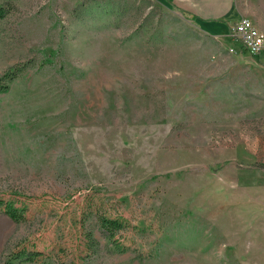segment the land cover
I'll list each match as a JSON object with an SVG mask.
<instances>
[{"label": "rangeland", "instance_id": "374dc122", "mask_svg": "<svg viewBox=\"0 0 264 264\" xmlns=\"http://www.w3.org/2000/svg\"><path fill=\"white\" fill-rule=\"evenodd\" d=\"M1 1L0 74L30 65L0 94V202L25 208L0 205V264H264V49L171 0Z\"/></svg>", "mask_w": 264, "mask_h": 264}, {"label": "trees", "instance_id": "16d2710c", "mask_svg": "<svg viewBox=\"0 0 264 264\" xmlns=\"http://www.w3.org/2000/svg\"><path fill=\"white\" fill-rule=\"evenodd\" d=\"M12 10V5L9 3H4L0 0V20H2L8 12ZM29 63L19 64L7 68L0 74V94L6 93L9 90L10 84L29 66ZM0 205H3L4 213L10 218L11 221L19 223L24 219V210L25 208L14 207L12 203L0 202ZM99 228L106 234L107 239L111 240L114 244L117 245L119 251L122 252L125 250L123 246H120L113 240L114 236L124 230L125 224L117 219H109L104 216L97 219ZM85 242L87 243L88 249H96L98 242L93 238L92 234L87 232L85 234ZM41 255L39 252L31 253L29 251L23 250L18 253L17 256H14L13 259L26 262H34L36 257ZM6 264H12V260H9Z\"/></svg>", "mask_w": 264, "mask_h": 264}, {"label": "crops", "instance_id": "0c3cea01", "mask_svg": "<svg viewBox=\"0 0 264 264\" xmlns=\"http://www.w3.org/2000/svg\"><path fill=\"white\" fill-rule=\"evenodd\" d=\"M178 2L194 17L205 24L216 36L227 37L229 30L241 17L235 0H171ZM238 44V43H237Z\"/></svg>", "mask_w": 264, "mask_h": 264}, {"label": "built area", "instance_id": "2783aa9c", "mask_svg": "<svg viewBox=\"0 0 264 264\" xmlns=\"http://www.w3.org/2000/svg\"><path fill=\"white\" fill-rule=\"evenodd\" d=\"M230 37L239 44L242 51L252 57L264 49V32L245 17H240L233 25Z\"/></svg>", "mask_w": 264, "mask_h": 264}]
</instances>
